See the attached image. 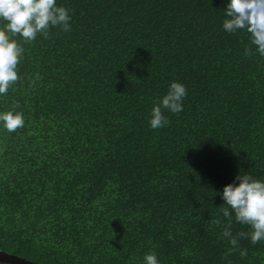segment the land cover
Returning a JSON list of instances; mask_svg holds the SVG:
<instances>
[{"label":"trees","instance_id":"16d2710c","mask_svg":"<svg viewBox=\"0 0 264 264\" xmlns=\"http://www.w3.org/2000/svg\"><path fill=\"white\" fill-rule=\"evenodd\" d=\"M70 31L24 48L0 96V251L40 264H264L222 236V191L264 180V57L223 30L230 0H56ZM4 21L0 20V28ZM37 75L40 79H36ZM172 82L183 111L151 129ZM117 218V219H116ZM223 223L215 225L213 220ZM250 229L235 222L232 234ZM0 264H12L0 261Z\"/></svg>","mask_w":264,"mask_h":264},{"label":"clouds","instance_id":"9594fccd","mask_svg":"<svg viewBox=\"0 0 264 264\" xmlns=\"http://www.w3.org/2000/svg\"><path fill=\"white\" fill-rule=\"evenodd\" d=\"M223 21V30L235 34L245 31L248 34V44L244 54L252 56V46L256 52L264 57V0H230L227 4ZM0 20L4 25L0 28V96H6L9 88L19 80L18 65L20 64L24 48L13 37L20 36L24 43H32L38 34L49 38L50 28L70 31L69 10L57 6L56 0H0ZM36 79H40L37 75ZM187 95L185 86L179 82L169 85L167 94L154 101L150 112L149 124L151 129L166 127L170 121L163 114L162 109L173 114L183 111V100ZM19 103H13L11 110L0 111V124L8 133L23 128L25 119L23 112L16 111ZM238 184L231 183L224 186L220 207L227 225L223 227L222 236L231 247L227 254L239 250L241 258L246 257L247 250L239 249L240 239H250L252 245L264 240V180L255 179L250 174H241L235 178ZM235 222L247 226L249 231L232 234L231 225ZM117 219V218H116ZM213 224L221 225L219 219ZM143 264H159L156 254L148 253L143 257Z\"/></svg>","mask_w":264,"mask_h":264},{"label":"water","instance_id":"95a60500","mask_svg":"<svg viewBox=\"0 0 264 264\" xmlns=\"http://www.w3.org/2000/svg\"><path fill=\"white\" fill-rule=\"evenodd\" d=\"M0 261L12 264H40L3 251H0Z\"/></svg>","mask_w":264,"mask_h":264}]
</instances>
